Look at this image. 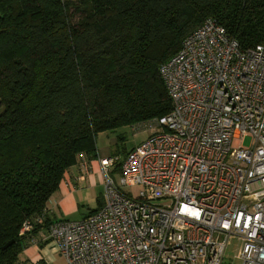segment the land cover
Wrapping results in <instances>:
<instances>
[{
	"label": "trees",
	"instance_id": "1",
	"mask_svg": "<svg viewBox=\"0 0 264 264\" xmlns=\"http://www.w3.org/2000/svg\"><path fill=\"white\" fill-rule=\"evenodd\" d=\"M207 19L244 50L264 44V0H0V264L48 231L100 134L171 113L160 67Z\"/></svg>",
	"mask_w": 264,
	"mask_h": 264
},
{
	"label": "built area",
	"instance_id": "2",
	"mask_svg": "<svg viewBox=\"0 0 264 264\" xmlns=\"http://www.w3.org/2000/svg\"><path fill=\"white\" fill-rule=\"evenodd\" d=\"M160 75L171 113L133 126L151 135L123 161L100 159L103 206L51 222V241L66 264H264V44L207 19Z\"/></svg>",
	"mask_w": 264,
	"mask_h": 264
},
{
	"label": "crops",
	"instance_id": "3",
	"mask_svg": "<svg viewBox=\"0 0 264 264\" xmlns=\"http://www.w3.org/2000/svg\"><path fill=\"white\" fill-rule=\"evenodd\" d=\"M118 140L121 141L118 137ZM115 149L107 147V150H98V157L94 160L80 161L71 168L61 183L60 190L51 198L48 204V215L54 220L74 221L70 217L79 209V204L84 201L81 191L83 188L104 184V176L101 172L100 159L119 156L123 161L128 151L119 149L116 142ZM103 202V197L100 203ZM89 216V215H87ZM86 216V217H87ZM85 217V218H86ZM84 219V218H83ZM29 244L19 255L18 264H66L65 258L58 252L51 241L47 230H41L38 234L29 237Z\"/></svg>",
	"mask_w": 264,
	"mask_h": 264
},
{
	"label": "rangeland",
	"instance_id": "4",
	"mask_svg": "<svg viewBox=\"0 0 264 264\" xmlns=\"http://www.w3.org/2000/svg\"><path fill=\"white\" fill-rule=\"evenodd\" d=\"M120 135H123L125 138L122 144L118 140V137ZM150 135H151L150 130L143 129V130L135 132L132 127H127V128L117 130L116 132H113V133L109 132L105 134H100L97 139V147H98V150L100 149L101 151L107 150V147L111 148L113 151L115 149L114 143L117 140V143L119 144V149H121V151L123 149H125V151H128L132 147H135L141 144L142 142H144L146 139H148ZM249 143H250V139L247 138L245 140V146H248ZM104 190H105V186L104 184L101 185V182L98 184V186H91L89 188H83L81 191V195L82 194L84 195L82 196L84 201H82L79 204V209L70 218L74 221H80L83 218H85L87 215H89L91 211L98 209L100 206V199L104 195ZM133 192L137 196L140 192V189L134 188ZM159 203L161 204L164 202L160 201ZM240 246H241V243L238 240L236 239L231 240L229 249L227 251V258H226L227 262L231 263L232 261H234L233 258L239 252Z\"/></svg>",
	"mask_w": 264,
	"mask_h": 264
},
{
	"label": "water",
	"instance_id": "5",
	"mask_svg": "<svg viewBox=\"0 0 264 264\" xmlns=\"http://www.w3.org/2000/svg\"><path fill=\"white\" fill-rule=\"evenodd\" d=\"M12 244H13V242L7 244V245L4 247V249H8Z\"/></svg>",
	"mask_w": 264,
	"mask_h": 264
}]
</instances>
